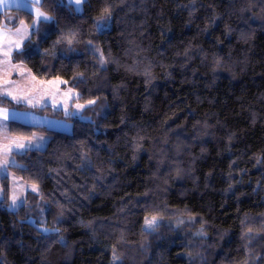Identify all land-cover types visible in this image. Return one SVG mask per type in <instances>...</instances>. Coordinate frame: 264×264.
Listing matches in <instances>:
<instances>
[{"label": "trees", "instance_id": "obj_1", "mask_svg": "<svg viewBox=\"0 0 264 264\" xmlns=\"http://www.w3.org/2000/svg\"><path fill=\"white\" fill-rule=\"evenodd\" d=\"M71 1L41 0L55 23L11 60L94 101L91 120L9 122L49 139L9 167L40 195L9 210L0 181V264H264V0ZM22 21L31 12H0L3 28Z\"/></svg>", "mask_w": 264, "mask_h": 264}, {"label": "rangeland", "instance_id": "obj_2", "mask_svg": "<svg viewBox=\"0 0 264 264\" xmlns=\"http://www.w3.org/2000/svg\"><path fill=\"white\" fill-rule=\"evenodd\" d=\"M40 2L41 0H0V12L6 9H25L31 12L34 21L37 16V11L39 10L40 12H43L40 8ZM71 2L74 3L76 8L78 7L74 0ZM16 4H19L20 7H16ZM79 7L81 9V5H79ZM24 26H27L28 31L31 32L32 23L27 24L23 21L15 28L6 29L0 26V61H7V63H0V99L7 98L14 103V105H3L0 103V112H3L8 116V119H5L3 115H0V126L6 125V127H0V160L10 159L14 161V163L7 167L6 172L0 171V181L3 176H9L11 195L8 209L12 211L16 210L24 203L26 193L31 191V186L33 185L24 182L19 177L13 175L9 170L10 166L16 164L12 153L24 151L23 149H17L12 141L27 143L28 140L33 137L42 136L44 137V141L41 142L43 146L39 149H43L46 147L49 137L46 134L41 133H37L27 139L11 136L8 133V123L10 121H17L32 125L26 121L23 114L33 113L37 119L43 121L41 124H38L39 126H44L55 131L70 133L73 131L74 121L69 119V117H75L81 121L91 120L90 116L83 114V110L86 106L94 104L75 102L77 93L73 90L71 94L65 96L64 94L69 88H64L62 86L64 83L63 79L59 78V81L61 82L57 84L49 83L50 81H56L57 78L49 80L39 79L27 66L14 63L11 60L12 54L15 51H18L16 47L17 43L19 42L22 48L31 36L30 35L28 39H24L21 42L23 32L18 33L17 29H22ZM3 52H9L10 59L9 57H5ZM6 92H11V95H6ZM13 97H15V99ZM28 100H31L32 104H29ZM78 104L82 105L79 110L77 109ZM45 105L52 107L54 110H62L63 115L58 116L54 112H49L44 109V107H46ZM65 108L67 109V112L72 113V115H66ZM32 149L37 148L33 147ZM1 197L2 193L0 189V199ZM14 198L16 201L15 208L12 207ZM30 221L33 222V219ZM171 225L178 232H181L182 230L191 231L194 221L178 217L171 220Z\"/></svg>", "mask_w": 264, "mask_h": 264}, {"label": "snow or ice", "instance_id": "obj_3", "mask_svg": "<svg viewBox=\"0 0 264 264\" xmlns=\"http://www.w3.org/2000/svg\"><path fill=\"white\" fill-rule=\"evenodd\" d=\"M45 2L47 3L48 0H45ZM75 4L78 6L75 10L77 12H79L81 9L79 7V5H81L82 3H85L86 0H74ZM11 6V5H9ZM16 7H20L19 4H16L15 5ZM104 13H107L110 15V11L109 9L105 8L104 10ZM55 23L54 19L46 14H44L43 12H40L39 10L37 11V16H36V19L32 22V26H31V32L28 31L27 29V26H24L22 29H17V32L18 33H21L23 32V35L21 36V42L24 40V39H28L29 36H36V35H39L42 31V28L43 26L45 25H51ZM104 27V24L101 23V22H98L97 23V28L98 29H103ZM59 43V41L57 42ZM68 43L71 44V39L68 40ZM89 43H91V41H89ZM32 44V41L29 39V42H28V45L25 46V48H21L20 46V43L18 42L16 47H17V50H18V56L17 58H19L21 55L24 54L25 50L27 47H30ZM98 51V49H97ZM3 55L5 57H9L10 59V56H9V52H3ZM99 62L101 64H103L105 61H104V58H103V55L100 56V59H99ZM0 63H7V61H0ZM34 79V78H33ZM61 81H59V78H57L56 81H50L49 83H52V84H57V83H60ZM72 93V89L69 88L67 90V92H65V96L69 95ZM6 95H11V92H6ZM15 99V97H13ZM28 103L29 104H32V101L31 100H28ZM89 103H94V101H89ZM46 106V105H45ZM82 105H77V109L79 110V108H81ZM65 112H66V115H72V113H68L67 112V109L65 108ZM0 115H3L5 119H8V116L7 114L3 113V112H0ZM26 121L32 125H38V124H41L43 121L41 119H37L35 117V115L33 113H25L23 114ZM0 127H6L5 126H0ZM42 141H44V137H33L32 139L28 140L27 143H23V142H20V141H12L13 144L16 145L17 149H23L24 151L23 152H18V153H15V154H19V155H24L26 154V152L28 150H31L33 147L39 149L43 146V144L41 143ZM14 163V161L10 160V159H5V160H0V171H4L6 172L7 171V167ZM31 191L33 193H36L38 195L41 194L40 192V188L38 186V184H33L31 186ZM16 206V201H15V198L13 199V205L12 207L15 208ZM162 219V217L160 216L159 213H153L151 214L150 216H145L144 218V231L148 232V233H153V232H156L159 227L161 226L160 225V220ZM47 231V230H45ZM204 232L203 230H201L200 232L197 233V235H203ZM189 255H191V253H189ZM120 257L115 255L113 256V264H115V262L117 260H119Z\"/></svg>", "mask_w": 264, "mask_h": 264}, {"label": "crops", "instance_id": "obj_4", "mask_svg": "<svg viewBox=\"0 0 264 264\" xmlns=\"http://www.w3.org/2000/svg\"><path fill=\"white\" fill-rule=\"evenodd\" d=\"M8 127H9V123H8ZM14 153V152H13ZM13 153H12V155H13Z\"/></svg>", "mask_w": 264, "mask_h": 264}]
</instances>
